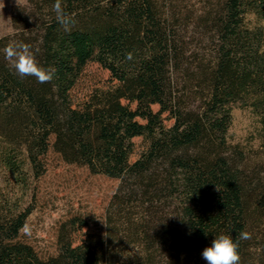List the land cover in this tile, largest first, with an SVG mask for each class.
<instances>
[{"label": "trees", "instance_id": "obj_1", "mask_svg": "<svg viewBox=\"0 0 264 264\" xmlns=\"http://www.w3.org/2000/svg\"><path fill=\"white\" fill-rule=\"evenodd\" d=\"M54 3L16 7L0 38V141L39 174L52 150L119 185L104 230L77 238L89 222L74 217L48 258L20 238L31 207L0 190V264H207L216 235L242 231L240 264H264V165L228 138L234 107H248L264 148V0H62L71 33ZM12 42L56 78L19 77L3 55ZM91 64L108 78L76 99Z\"/></svg>", "mask_w": 264, "mask_h": 264}, {"label": "rangeland", "instance_id": "obj_2", "mask_svg": "<svg viewBox=\"0 0 264 264\" xmlns=\"http://www.w3.org/2000/svg\"><path fill=\"white\" fill-rule=\"evenodd\" d=\"M27 1L0 0V38L14 32L13 10L26 5ZM247 18L251 25L255 24L253 15ZM108 75L99 65L91 64L84 81L74 93L75 98L82 97L93 84L108 78ZM232 114L229 141L243 147L251 162H263L264 165L259 117L250 108L240 105L234 107ZM134 141L136 148L132 160L138 158L146 146L142 138ZM0 154L5 158L0 168V190L22 208L31 207L32 213L26 224L31 226L32 233L28 236L21 231L20 238L41 257L57 254L60 229L74 217H82L89 222L87 228L75 235L77 238L86 232L101 233L104 230L106 211L119 180L93 175L85 167L67 164L52 150L45 156L42 174L30 165L24 149H12L1 140ZM8 159H11V164L6 163Z\"/></svg>", "mask_w": 264, "mask_h": 264}, {"label": "clouds", "instance_id": "obj_3", "mask_svg": "<svg viewBox=\"0 0 264 264\" xmlns=\"http://www.w3.org/2000/svg\"><path fill=\"white\" fill-rule=\"evenodd\" d=\"M53 11L60 28L66 33H71L78 22L76 16L65 11L62 0H55ZM3 55L21 78L31 76L41 84L51 83L56 78V69L42 66L37 59V51L28 43H9L3 49ZM128 58L131 59V53L128 54ZM22 231L30 236L32 228L25 224ZM248 239H251V233L247 231L240 232L235 240L231 235L218 234L211 245L204 248L202 258L207 264H240L239 241Z\"/></svg>", "mask_w": 264, "mask_h": 264}]
</instances>
